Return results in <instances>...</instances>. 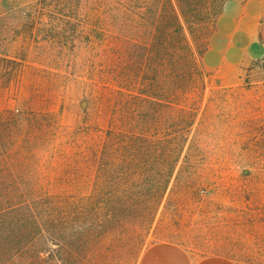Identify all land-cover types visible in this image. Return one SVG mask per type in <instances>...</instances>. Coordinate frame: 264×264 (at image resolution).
<instances>
[{
	"label": "rangeland",
	"instance_id": "rangeland-1",
	"mask_svg": "<svg viewBox=\"0 0 264 264\" xmlns=\"http://www.w3.org/2000/svg\"><path fill=\"white\" fill-rule=\"evenodd\" d=\"M133 5L0 0V208L31 201L39 215L0 216V264H128L121 250L96 253L55 231L52 200H32L83 186L85 145L103 135L117 98L101 91L100 27L106 6V24L131 27ZM215 34L213 52L200 57L207 88L157 108L162 132L184 151L143 253L175 246L193 262L264 264V45L254 59L226 50L232 61L221 63L226 42Z\"/></svg>",
	"mask_w": 264,
	"mask_h": 264
},
{
	"label": "trees",
	"instance_id": "trees-1",
	"mask_svg": "<svg viewBox=\"0 0 264 264\" xmlns=\"http://www.w3.org/2000/svg\"><path fill=\"white\" fill-rule=\"evenodd\" d=\"M133 1L131 27L106 24L108 6L100 27L101 91L117 98L111 116L106 108L103 135L85 145L83 186L57 188L32 200H52L46 211L55 231L71 232L96 253L121 250L128 264H137L148 245L184 151L183 143L162 132L157 108L174 109L181 94L207 88L210 74L200 57L229 0H154L150 8ZM31 203L0 208V216L39 218ZM127 226L134 230L118 238ZM110 238L112 246L105 244Z\"/></svg>",
	"mask_w": 264,
	"mask_h": 264
},
{
	"label": "crops",
	"instance_id": "crops-1",
	"mask_svg": "<svg viewBox=\"0 0 264 264\" xmlns=\"http://www.w3.org/2000/svg\"><path fill=\"white\" fill-rule=\"evenodd\" d=\"M226 45L220 50L221 63L231 62L229 50L250 59L261 56L264 45V0H229L216 23V34ZM216 38V39H217ZM213 42L206 55L213 52ZM212 259L193 262L180 247L154 245L142 255L139 264H208Z\"/></svg>",
	"mask_w": 264,
	"mask_h": 264
}]
</instances>
